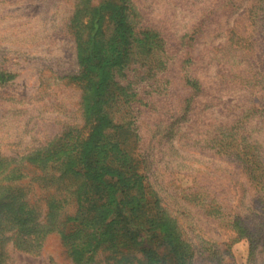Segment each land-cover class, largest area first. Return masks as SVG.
<instances>
[{"label":"rangeland","instance_id":"obj_1","mask_svg":"<svg viewBox=\"0 0 264 264\" xmlns=\"http://www.w3.org/2000/svg\"><path fill=\"white\" fill-rule=\"evenodd\" d=\"M0 264H264V0H0Z\"/></svg>","mask_w":264,"mask_h":264}]
</instances>
